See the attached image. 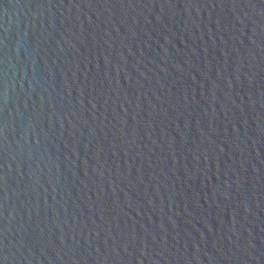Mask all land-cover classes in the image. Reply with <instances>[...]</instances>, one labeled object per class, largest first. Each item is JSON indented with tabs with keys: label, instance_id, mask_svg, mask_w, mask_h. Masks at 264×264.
Segmentation results:
<instances>
[{
	"label": "water",
	"instance_id": "95a60500",
	"mask_svg": "<svg viewBox=\"0 0 264 264\" xmlns=\"http://www.w3.org/2000/svg\"><path fill=\"white\" fill-rule=\"evenodd\" d=\"M0 264H264V0H0Z\"/></svg>",
	"mask_w": 264,
	"mask_h": 264
}]
</instances>
